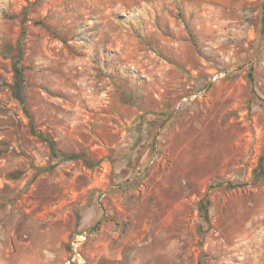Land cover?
Returning <instances> with one entry per match:
<instances>
[{
  "label": "rangeland",
  "instance_id": "rangeland-1",
  "mask_svg": "<svg viewBox=\"0 0 264 264\" xmlns=\"http://www.w3.org/2000/svg\"><path fill=\"white\" fill-rule=\"evenodd\" d=\"M260 164L264 0H0V264H264Z\"/></svg>",
  "mask_w": 264,
  "mask_h": 264
},
{
  "label": "trees",
  "instance_id": "trees-1",
  "mask_svg": "<svg viewBox=\"0 0 264 264\" xmlns=\"http://www.w3.org/2000/svg\"><path fill=\"white\" fill-rule=\"evenodd\" d=\"M21 49V47H20ZM13 68H14V83H13V93L19 97L22 101L25 100V76H24V66L21 63L22 54L21 50L18 54L13 57ZM38 133V132H35ZM45 139L49 141L51 148H54L55 143L54 140L47 136H43ZM256 177H260L264 179V167L262 164L255 170Z\"/></svg>",
  "mask_w": 264,
  "mask_h": 264
},
{
  "label": "built area",
  "instance_id": "built-area-1",
  "mask_svg": "<svg viewBox=\"0 0 264 264\" xmlns=\"http://www.w3.org/2000/svg\"><path fill=\"white\" fill-rule=\"evenodd\" d=\"M88 238L86 231H81L71 240L70 256L66 259L65 264H88L87 258L83 254L82 245Z\"/></svg>",
  "mask_w": 264,
  "mask_h": 264
}]
</instances>
